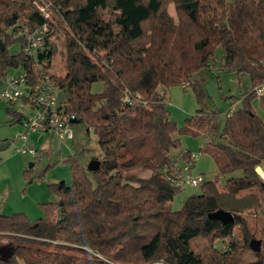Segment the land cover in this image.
<instances>
[{"label": "trees", "instance_id": "obj_1", "mask_svg": "<svg viewBox=\"0 0 264 264\" xmlns=\"http://www.w3.org/2000/svg\"><path fill=\"white\" fill-rule=\"evenodd\" d=\"M0 0V85L13 68L33 71L38 60L26 55L23 25H47L45 53L51 61V38L65 31L67 73L52 74L65 93L67 110L93 129L102 155L96 171L70 156L72 184H51L60 198L58 213L35 221L22 212L0 213V247H10L0 264H264V189L257 167L264 162V120L255 112L253 88L264 83V0ZM174 3L178 22L168 12ZM48 12V16L45 15ZM51 32V34H50ZM19 42V54L10 45ZM221 47L223 68L248 74L252 86L241 106L225 116L217 141L203 151L221 175L202 184V192L174 210L180 190L166 181L180 136L207 135L217 112H199L184 126L170 118L165 93L189 82L197 100L204 96L195 73L209 68ZM102 82L101 92L93 84ZM162 86V87H159ZM139 92L145 106L122 100ZM264 105V99H261ZM21 122L22 112H13ZM171 170V169H170ZM149 171L148 176L142 172ZM171 171H168L170 173ZM46 206V204H45ZM219 209L234 221L209 218ZM254 213L251 219L245 214ZM235 228L240 238H234ZM222 239L226 249L215 243ZM261 242L259 251L250 243Z\"/></svg>", "mask_w": 264, "mask_h": 264}, {"label": "rangeland", "instance_id": "obj_2", "mask_svg": "<svg viewBox=\"0 0 264 264\" xmlns=\"http://www.w3.org/2000/svg\"><path fill=\"white\" fill-rule=\"evenodd\" d=\"M32 1L37 2V0ZM168 12L178 22L174 3L168 4ZM51 41L55 47V52L50 62V70L56 77H63L67 73L63 27H57L56 35L51 38ZM9 51L14 55L19 54L21 44L19 42L13 43L10 45ZM222 65V49L218 47L214 52L209 68H203L195 73L194 78L202 80L205 93L200 101L197 100L193 87L186 81L183 84L186 83L188 86L174 85L168 88L167 93L170 100V104H168L170 118L175 120L179 126H184L188 117L199 112H220V115H216L212 123L210 141H217L220 138L225 121L221 112L231 106V100L234 101L231 97H241L252 85L248 74L244 73L238 76L235 72H227ZM92 88L94 92H101L103 84L96 82ZM65 97V93L60 92V101H64ZM259 100L256 98L252 104H254L255 112L264 118V105ZM239 108L240 106L236 107L235 110ZM13 112L27 113V110L23 109L19 102L10 104L7 101H0V145L4 142L10 143L7 147L0 149V213L12 215L22 212L30 220L35 221L46 216L47 205L51 206V215L58 213L60 196L52 190L50 185L61 181L68 185L72 184V171L68 157H77L87 166L92 156L102 155V150L93 129L88 131L87 124L80 121L73 125L74 138L71 140H62L52 131L33 132L30 135L29 147H37L38 154L37 156L22 154L17 149L22 146L23 142L16 137L21 132L22 125L14 120ZM199 137L191 133H183L180 136L181 148L196 152L201 151L192 171L193 175L201 176L204 181L217 180L218 184L222 186L225 185L227 178L242 175V171L226 176L221 175L212 156L202 150L205 145H199ZM179 151L180 149L174 151L173 156L175 158ZM31 163H33L32 166ZM261 166L264 168V162ZM149 174V171L142 172L143 176ZM201 192L202 184L198 186L187 185L176 193L172 201V208L174 210L181 209L188 198ZM245 215L252 221L251 227L256 226L254 221L257 218L251 219L250 217H254L255 214L247 212ZM234 238L239 240V228H235ZM215 245L223 249L227 242L219 239Z\"/></svg>", "mask_w": 264, "mask_h": 264}, {"label": "built area", "instance_id": "obj_3", "mask_svg": "<svg viewBox=\"0 0 264 264\" xmlns=\"http://www.w3.org/2000/svg\"><path fill=\"white\" fill-rule=\"evenodd\" d=\"M35 3L40 10H45L36 1ZM45 15L48 16V12L45 11ZM48 32L47 25L35 30L23 25L20 31V35L24 36L26 40L23 51L26 55L34 56L38 62L34 64L33 71L25 68H13L0 85V101H7L10 104L19 102L21 107L27 110V113L22 112L23 128L16 135L23 142L17 150L22 154L32 156L38 154L35 146L29 147L30 135L33 132L45 133L52 131L62 140H71L74 138V120L78 119L75 113L67 110L65 100L60 101L59 94L63 91L59 89L52 77L51 61L47 58L42 60L37 58L39 52H46L45 37ZM262 63L264 65V60ZM182 85L183 87L188 86L186 83ZM253 92L256 98L264 99V83L256 85ZM122 100L130 105L145 106L148 104V100L141 93H131L128 90L125 91ZM234 112L235 107H232L226 116H231ZM197 159L198 153L193 152L190 153V159L185 166L181 165L180 160L174 161L171 170L167 169L166 181L178 189H183L187 185L198 186L206 182L201 176H195L192 173ZM168 171L171 172L168 173ZM257 171L264 183V168ZM226 248L227 245H224L223 249Z\"/></svg>", "mask_w": 264, "mask_h": 264}, {"label": "water", "instance_id": "obj_4", "mask_svg": "<svg viewBox=\"0 0 264 264\" xmlns=\"http://www.w3.org/2000/svg\"><path fill=\"white\" fill-rule=\"evenodd\" d=\"M0 44H1L2 50H4L5 44L3 42H0ZM78 122H80L79 119L74 120V123H78ZM9 144H10L9 142L2 143L0 145V149L7 147ZM32 165H33V163H31V166ZM99 167H100V161L98 159H95V158L91 159L87 164V168L89 171H96L99 169ZM262 186L264 189V183L262 184ZM209 218L213 219V220H220V221H222L223 224H228V223L234 221L233 213L230 211L222 210V209H219L217 211L210 213ZM250 245L254 251H259L261 248V242L258 240L251 241ZM11 253H12V250L10 247H6V246L0 247V257L7 258L8 256H10Z\"/></svg>", "mask_w": 264, "mask_h": 264}, {"label": "crops", "instance_id": "obj_5", "mask_svg": "<svg viewBox=\"0 0 264 264\" xmlns=\"http://www.w3.org/2000/svg\"><path fill=\"white\" fill-rule=\"evenodd\" d=\"M239 76V75H238ZM250 77V76H249ZM252 86V85H251ZM250 89V88H249ZM248 89V90H249ZM248 90H246V91H248ZM245 91V92H246ZM168 91L165 93V99H166V101L168 102V104H170V100L168 99ZM258 99V98H257ZM259 100V99H258ZM259 101H261V100H259ZM231 106L227 109V110H225V111H223V112H221V113H223V115H224V117L226 116V114L229 112V110L232 108V107H238V106H241V102L240 101H237V102H235V101H232L231 100ZM253 103H254V101H253ZM254 105V104H253ZM253 108H255V107H253ZM236 111V110H235ZM258 114V113H257ZM217 115H220V112H217ZM259 115V114H258ZM263 120H264V118H263V116H261V115H259ZM21 125H22V121L21 122H19ZM22 128H23V126H22ZM211 133H212V130H211V132L210 133H208L207 135H203V136H200L199 137V140H200V146H201V144H202V146H204L205 145V143H207L208 141H210V136H211ZM37 148V147H36ZM193 152H195V153H198V158H199V155L201 154V151H199V152H196V151H191V150H188V149H184V148H181L180 149V151L177 153V156H176V158H174V161H177V160H180L181 161V165H185V163L190 159V153H193ZM198 160V159H197ZM263 167L260 165V166H258L257 167V170H260V169H262ZM258 172V171H257Z\"/></svg>", "mask_w": 264, "mask_h": 264}]
</instances>
